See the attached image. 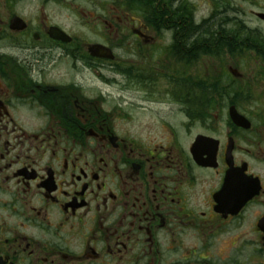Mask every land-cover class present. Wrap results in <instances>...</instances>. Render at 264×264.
I'll use <instances>...</instances> for the list:
<instances>
[{"label": "flooded vegetation", "instance_id": "flooded-vegetation-1", "mask_svg": "<svg viewBox=\"0 0 264 264\" xmlns=\"http://www.w3.org/2000/svg\"><path fill=\"white\" fill-rule=\"evenodd\" d=\"M0 264H264V0H0Z\"/></svg>", "mask_w": 264, "mask_h": 264}]
</instances>
